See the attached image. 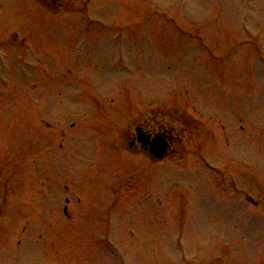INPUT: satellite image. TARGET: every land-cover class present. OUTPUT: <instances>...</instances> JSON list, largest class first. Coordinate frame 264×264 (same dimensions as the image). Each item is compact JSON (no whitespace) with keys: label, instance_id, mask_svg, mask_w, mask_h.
<instances>
[{"label":"rangeland","instance_id":"obj_1","mask_svg":"<svg viewBox=\"0 0 264 264\" xmlns=\"http://www.w3.org/2000/svg\"><path fill=\"white\" fill-rule=\"evenodd\" d=\"M45 4L0 0V264H264V0Z\"/></svg>","mask_w":264,"mask_h":264},{"label":"water","instance_id":"obj_2","mask_svg":"<svg viewBox=\"0 0 264 264\" xmlns=\"http://www.w3.org/2000/svg\"><path fill=\"white\" fill-rule=\"evenodd\" d=\"M152 147H153V149L154 148H158V149L160 148V150H161L160 153L162 154L164 149H166V144L162 140H160V141L157 140L153 143ZM161 154H159V155H161Z\"/></svg>","mask_w":264,"mask_h":264}]
</instances>
